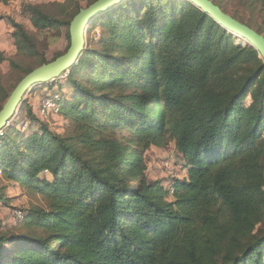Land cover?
Wrapping results in <instances>:
<instances>
[{
	"label": "trees",
	"instance_id": "trees-1",
	"mask_svg": "<svg viewBox=\"0 0 264 264\" xmlns=\"http://www.w3.org/2000/svg\"><path fill=\"white\" fill-rule=\"evenodd\" d=\"M134 1L115 8L106 53L86 49L71 70L67 84L75 83V95L56 109L72 137L52 133L30 107L39 129L23 133L11 123L2 130L0 169L36 190L45 206L24 218L35 237L0 236V264H252V257L262 258L264 62L188 1L144 0L138 8ZM252 2L264 9V0ZM24 12L38 33L67 25L39 6ZM12 26L17 56L44 58L24 26ZM78 71L91 88L74 80ZM167 141L187 173L164 187L148 182L142 164ZM44 173L52 180L41 178ZM14 242L20 247L8 250Z\"/></svg>",
	"mask_w": 264,
	"mask_h": 264
},
{
	"label": "rangeland",
	"instance_id": "rangeland-1",
	"mask_svg": "<svg viewBox=\"0 0 264 264\" xmlns=\"http://www.w3.org/2000/svg\"><path fill=\"white\" fill-rule=\"evenodd\" d=\"M97 0H13L8 5H0V54L5 61L0 64V76L2 90H0V106L4 107L11 93L19 82L32 70L38 68L43 59L52 62L65 54L71 44L70 41V20L78 8L85 9ZM135 0L136 7L142 4ZM169 1V0H168ZM220 5L226 12L235 16L248 24L256 31L264 35V9L262 4L253 5L252 0H212ZM182 2V1H179ZM190 3V2H189ZM35 5L42 8L47 14L63 21V25L48 32L38 33L30 22V17L25 14V6ZM119 6V5H118ZM129 7V4H128ZM117 8V7H115ZM104 13L101 19L92 22L87 30V47L92 51L106 53L105 39L110 38L109 20L116 17L118 9ZM173 10V9H172ZM187 11V10H185ZM18 23L24 26L26 31L36 41V52L44 56L34 57L28 52L17 56L15 41L13 38L14 29L12 24ZM233 37L235 46L240 48L251 47L243 39L229 33ZM252 48V47H251ZM85 49V50H86ZM120 55V53H116ZM14 60L16 67H11L9 61ZM91 58L87 60L90 64ZM89 72L88 76L94 73ZM71 70L64 73L59 79L35 86L25 95L23 102L12 119L11 123H17V128L25 133L29 127L39 125L32 124L28 116L30 107L32 113L49 130L56 135L72 137L69 122L57 113L56 105L62 99H72L75 95L73 85L67 84V79ZM74 80L91 88V83L87 75H79V71L74 76ZM252 99L249 97L245 103L246 108L250 107ZM122 138H126V130L121 131ZM264 139V131H263ZM134 147H132L133 149ZM132 151V150H131ZM139 164L138 161H135ZM145 169V177L148 182H161L164 187H169L173 178L183 179L187 170L183 168V160L176 152L175 144L167 141V145L161 148H152L144 156L142 169ZM41 178L52 180V175L44 173ZM44 207L42 195H39L32 188H23L19 182L14 181L9 173L0 169V236L5 237H35L34 229L28 228L24 218L31 215L37 207ZM21 217L17 218V214ZM264 235V224L258 230V236ZM20 244L14 242L7 246L8 250H17ZM261 260V262H259ZM250 263L264 264V253L261 259L254 256Z\"/></svg>",
	"mask_w": 264,
	"mask_h": 264
},
{
	"label": "water",
	"instance_id": "water-1",
	"mask_svg": "<svg viewBox=\"0 0 264 264\" xmlns=\"http://www.w3.org/2000/svg\"><path fill=\"white\" fill-rule=\"evenodd\" d=\"M127 0H98L89 7L82 9L70 24V47L68 51L56 60L44 64L26 75L11 93L7 103L0 112V132L9 126L20 108L23 98L37 85L59 79L64 73L72 70L87 47V30L94 19L123 4ZM188 1L208 14L214 21L229 33L243 39L254 48L264 62V35L226 14L211 0H181Z\"/></svg>",
	"mask_w": 264,
	"mask_h": 264
},
{
	"label": "built area",
	"instance_id": "built-area-1",
	"mask_svg": "<svg viewBox=\"0 0 264 264\" xmlns=\"http://www.w3.org/2000/svg\"><path fill=\"white\" fill-rule=\"evenodd\" d=\"M10 124H11V122L9 123V126H10ZM9 126H8V127H9ZM3 135H4V133L1 131V132H0V136H3ZM20 217H21V213H18V214H17V218H20Z\"/></svg>",
	"mask_w": 264,
	"mask_h": 264
}]
</instances>
